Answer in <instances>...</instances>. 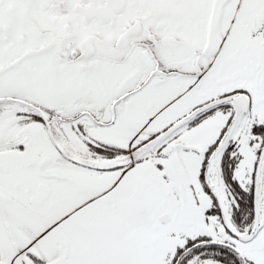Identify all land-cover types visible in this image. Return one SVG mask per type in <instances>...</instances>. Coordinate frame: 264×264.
Instances as JSON below:
<instances>
[{
    "label": "snow or ice",
    "instance_id": "1",
    "mask_svg": "<svg viewBox=\"0 0 264 264\" xmlns=\"http://www.w3.org/2000/svg\"><path fill=\"white\" fill-rule=\"evenodd\" d=\"M0 264H264V0H0Z\"/></svg>",
    "mask_w": 264,
    "mask_h": 264
}]
</instances>
